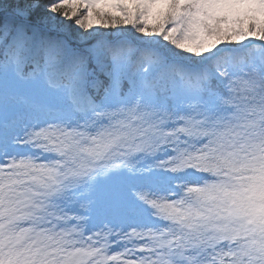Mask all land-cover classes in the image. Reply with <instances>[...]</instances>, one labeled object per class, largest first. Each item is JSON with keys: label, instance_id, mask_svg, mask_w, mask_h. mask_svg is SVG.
Listing matches in <instances>:
<instances>
[{"label": "snow or ice", "instance_id": "snow-or-ice-1", "mask_svg": "<svg viewBox=\"0 0 264 264\" xmlns=\"http://www.w3.org/2000/svg\"><path fill=\"white\" fill-rule=\"evenodd\" d=\"M0 264H264V0H0Z\"/></svg>", "mask_w": 264, "mask_h": 264}]
</instances>
